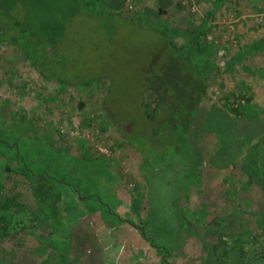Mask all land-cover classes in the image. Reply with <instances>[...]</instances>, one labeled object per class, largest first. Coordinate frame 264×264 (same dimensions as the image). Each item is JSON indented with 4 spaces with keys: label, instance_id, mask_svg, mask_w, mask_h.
I'll return each instance as SVG.
<instances>
[{
    "label": "rangeland",
    "instance_id": "1",
    "mask_svg": "<svg viewBox=\"0 0 264 264\" xmlns=\"http://www.w3.org/2000/svg\"><path fill=\"white\" fill-rule=\"evenodd\" d=\"M108 1L110 8L120 5L115 10L126 18L108 14L107 7L106 14H92L77 0H0V9L44 40L31 44V58L0 42L1 148L9 150L5 156L10 152L16 170L24 169L19 160L26 163L36 186L44 182L36 176L46 177L48 186L37 192L44 213L49 207L55 215L50 222L39 210V219L27 210L36 206L29 183L20 174L8 181L2 168L8 158L0 157V204L7 196L19 204L6 212L9 222H0L7 228L0 236V264H161L157 244L169 249L173 264H264V115L251 119L217 62L202 93L189 67L194 61L184 57L186 36L170 34L175 52L144 27L158 18L184 33L205 19L209 5ZM224 22L217 12L207 26L215 34L228 26ZM197 62L200 72L211 64ZM89 77L94 83L79 85ZM158 93L161 104L148 120L139 104L151 114ZM60 95L65 107L51 105ZM249 120L262 122L257 138L248 134ZM78 141L94 153L108 146V155L99 153L114 161L115 173L99 155L77 156ZM13 143L16 149L6 147ZM93 211L102 218H92ZM114 213L143 227L155 245ZM77 223L98 242L82 241L79 228L74 239ZM66 227L68 238L53 233Z\"/></svg>",
    "mask_w": 264,
    "mask_h": 264
},
{
    "label": "crops",
    "instance_id": "2",
    "mask_svg": "<svg viewBox=\"0 0 264 264\" xmlns=\"http://www.w3.org/2000/svg\"><path fill=\"white\" fill-rule=\"evenodd\" d=\"M217 2H219V7L215 6L216 0H205L204 5H209L207 6L208 8L205 14L217 8L216 13L220 12V14L224 16L225 22L222 25L226 24L229 26V23H231L232 29L228 30V26L224 28H218L219 30H217L214 34L211 31V28L208 27L209 25L207 26V24L208 21L216 15V13L213 16H210L209 19H204L206 21L205 29L207 30V36L204 38V40L207 44H209L210 47H212V49L215 50V53L209 56L211 58L209 59V63L215 66L217 62L216 66L219 67V75L223 77L225 83L229 84L233 80V83L235 84V91L237 93L239 92V94L243 93L245 94V96H248L250 98V101L246 106L250 108L249 114L251 116V119L253 118L252 120H254L256 118L255 115L258 116L259 119H261L264 115V0H219ZM110 4L113 3L110 2ZM115 8L120 9V5L117 4ZM200 24L201 22H198L196 27L191 28L187 26L185 30H183L184 33L180 32V30H178L179 28L177 27V30L179 31L178 35L180 36L181 34L184 36V38L186 36L185 46L187 48H190L192 46V41L200 29ZM230 39H233V43L230 41ZM216 57H218V60H216ZM220 62L222 64H220ZM216 72V70H213L212 72L209 71V73L207 74L206 83H208L209 81L211 82V79L213 78L212 75ZM202 73L205 74V72ZM228 76L232 77V80L228 78ZM206 90L207 89L204 88L202 93H204ZM60 97V99H57V101L55 103H52L51 105H62L63 107H65L63 97L61 95ZM252 110H254V112ZM61 111L64 112L63 109ZM252 120L248 121V124L253 123L252 125L248 126V134L250 136L253 135L254 138H257L262 133L261 131H263L262 122L261 125H259L257 121L252 122ZM192 130H194L193 126H190L189 131ZM78 143L79 149H75V154L77 156H100L99 152H90L89 147L84 144V142L78 141ZM67 146L72 148V146H69V144H67ZM103 146L109 149V147L105 144H103ZM198 149L199 147L197 146V149L195 148V160ZM100 157L105 160V162L103 163H111L110 165H107L109 166L111 172L115 173V170L113 169L114 164L112 163L114 161H110L108 160V158H104L102 156ZM117 191L118 189L115 190V195L119 194V192ZM36 207L37 205L35 206V209ZM30 209H32V211L35 213V209L33 207H30ZM36 213L37 218L39 219L38 210L36 211ZM92 214V218H96L99 220L100 217L102 218V216L98 215V212L96 211H93ZM42 216L44 219H47L44 214H42ZM117 222L124 221L117 220ZM86 227L87 226H85L83 223H77L76 225H74L75 230H72V237L77 238L81 233L80 237L84 235V237L81 238L82 241L96 240L95 234L91 232L89 227ZM76 229L79 231V234H76ZM85 237L87 239H84ZM96 241L98 242V240ZM77 243L80 244V241L77 240Z\"/></svg>",
    "mask_w": 264,
    "mask_h": 264
},
{
    "label": "trees",
    "instance_id": "3",
    "mask_svg": "<svg viewBox=\"0 0 264 264\" xmlns=\"http://www.w3.org/2000/svg\"><path fill=\"white\" fill-rule=\"evenodd\" d=\"M217 1H219V0H216V5L215 6L219 7V2H217ZM77 2L79 4V6H81L83 9H86L88 12H90L92 14H98V15H101V13H105L106 14V12H104L103 9L107 7V10L109 11V12H107L108 14H112V13L116 12L118 15H121L124 18H126V16H124L123 14H119L120 13L119 10H115V7L112 6L113 8H110L111 4H110V2L108 0H77ZM216 10H217V8L207 12L204 15V18L205 19H209L210 16H213L216 13ZM158 11L163 13L164 10L161 7H158ZM156 17H157V14H156ZM200 22H201V24L199 25L200 29H199L198 33L196 34L195 38L192 41V46L190 48H186L185 49V56L184 57L187 60H189V58H190V59H192L194 61L193 65H189V67H192L194 69V71H195V72H193L194 74H192V75L196 76V73H197L198 76H196V77H198V79L200 81V84H201L200 85V88H201L200 91L203 92V90L205 88V85H206L205 84V80L207 78V74L215 66H212L213 64L212 65L208 64L207 68L200 72V70L197 69V63H198L197 61L200 60L199 65L201 63L207 62V60L211 59L209 56L214 54L215 50L212 49V47H210L209 44H207L205 42V40H204V38L207 36V30L205 29L206 21L203 19V20H200ZM144 27H146L147 30H152V31L157 32L158 34H160L161 37L163 38V41L166 40L167 41V45L172 47L174 49L173 51H175V52L177 51L176 48H175V44H172V42L168 39L170 37V34H172V35H176L177 34V31H178L177 28L175 30L174 29L172 30V27L169 26V24L166 21L159 20L158 18L155 19L154 22L150 21L149 23L144 24ZM0 42H4V43H7L9 45L14 46L15 48L18 49V51L22 52L24 54V56L26 54V56L28 58H31V57L28 56V52H27L30 49L31 44H34V45L40 44V43H43L44 40L41 37H39V36H36V35H34L32 33L31 34L28 33L25 30L24 26L22 25L21 21L17 17H15V15H13L12 12H10L8 10L0 9ZM38 46L39 45L35 46V47H37V50L39 48ZM196 56H199L198 59L196 58ZM184 69L188 73L191 71L186 65H185ZM202 72H205V74L202 73ZM92 80H93V78L89 77V78H86L84 80H81L80 84L87 85ZM156 89H158V88H156ZM163 90H165V89H163ZM156 91L157 90H155V92ZM141 97H142V94H141ZM240 97H243L245 99V102L249 103L250 98L248 96H245V94L242 93V94H240ZM160 98L161 97H160V95L158 93L157 99L152 102L153 105H152L151 114L145 112L143 102H141V104H139V108L141 109L142 114L144 116H146V118L148 120H152L154 115H155V113L157 112L158 106H160V104H161V99L162 98L161 99ZM108 100H109V97H108V95H106L105 99L103 100L104 104L107 103ZM78 106L82 107V103L81 102L78 103ZM233 111H232L233 114L237 113L236 110H233ZM3 116L4 115H2V113L0 112V121H3L2 118L5 119V117H3ZM24 116H26V115L24 114ZM23 122L24 123L27 122V119H26V121L24 120ZM261 142H264V136L262 137ZM2 143H4V141L0 137V157L5 156L7 151H9V150L5 151V150H3L1 148L2 147V145H1ZM6 147H8V148L12 147V148L16 149L14 143L13 144H9ZM8 153H9V156H5L8 159L5 158V162H3V167H2L4 172H5V178L8 181H12L14 179L13 177H15L14 175L20 174L29 183L31 194H32V196H33V198H34V200L36 202V205H37L35 211L39 210V214L40 215L44 214L49 221H50V219L55 218V215L52 214V210L49 209V211H48L49 207H47V212H48L47 214L48 215L46 213H44V211H43L44 208L42 206L41 200H39V193L40 192L39 193L37 192V189H39L41 191L42 188L46 189L45 185L48 186V183L45 182V178L46 177L44 175L36 176V177L39 178L40 181H44V182H38V184H37L38 186H36L34 184V181H32L33 172L26 167V163L22 159L19 160V161H21L23 163L24 169L21 168L20 171L16 170L14 168L16 166L15 165H11L12 164L11 163L12 157H11L10 152H8ZM260 160H262L263 161L262 163H264V158L260 159ZM261 165H263V164H261ZM195 169H197V166H195ZM0 190H1V185H0ZM78 201H80V200L78 199ZM18 205L19 204H17L15 198H13V197H8L7 196L5 199H3L1 204H0V222H9L7 220V218L9 220H10V218L7 215L8 213H6V212H9V210L12 209L13 206L14 207L16 206L15 208H17ZM28 209H30V208L27 207V210ZM110 213L111 212L109 211L108 214H110ZM11 215H12V213H10V216ZM115 217L118 218L119 216L115 214ZM118 220L119 221H124L125 223H127V224H129L131 226H134L135 229H137V231L139 233L138 234L139 238H140V235H141L151 245H155L150 240V238L145 234V232H143L144 231L143 227L140 228L133 221L128 220L126 218H120L119 217ZM53 229H54V226H53ZM69 231H70L69 228L66 227V230H64V233L62 231L61 232L60 231L57 232L55 230H54L53 233H55V234H59V233L60 234H65L64 236L68 238ZM6 232H7L6 226L5 225L0 226V236H3V234L6 233ZM155 247L159 251V261H160L161 264H173V263H171L170 260H168L169 249L166 246L157 244V245H155ZM262 253L264 254V245H263V248H262ZM263 257H264V255H263Z\"/></svg>",
    "mask_w": 264,
    "mask_h": 264
},
{
    "label": "built area",
    "instance_id": "4",
    "mask_svg": "<svg viewBox=\"0 0 264 264\" xmlns=\"http://www.w3.org/2000/svg\"><path fill=\"white\" fill-rule=\"evenodd\" d=\"M89 131L90 130H88V132L86 133V136H89L90 137L93 134L92 133L90 134ZM72 134L81 136L80 131H77V130H74ZM97 149L99 150V152H101V153H103L105 155H108L109 154V150L105 146L104 147L103 146H97Z\"/></svg>",
    "mask_w": 264,
    "mask_h": 264
},
{
    "label": "flooded vegetation",
    "instance_id": "5",
    "mask_svg": "<svg viewBox=\"0 0 264 264\" xmlns=\"http://www.w3.org/2000/svg\"><path fill=\"white\" fill-rule=\"evenodd\" d=\"M90 83H92V81H91ZM90 83H89V84H90ZM77 84H78V83H77ZM79 85H81V86H82L83 84H80V83H79ZM87 85H88V84H87ZM83 86H85V85H83Z\"/></svg>",
    "mask_w": 264,
    "mask_h": 264
}]
</instances>
